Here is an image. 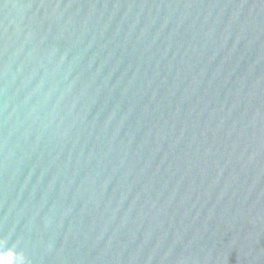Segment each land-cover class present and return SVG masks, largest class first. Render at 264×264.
I'll list each match as a JSON object with an SVG mask.
<instances>
[{
    "label": "water",
    "instance_id": "95a60500",
    "mask_svg": "<svg viewBox=\"0 0 264 264\" xmlns=\"http://www.w3.org/2000/svg\"><path fill=\"white\" fill-rule=\"evenodd\" d=\"M0 264H264V0H0Z\"/></svg>",
    "mask_w": 264,
    "mask_h": 264
}]
</instances>
